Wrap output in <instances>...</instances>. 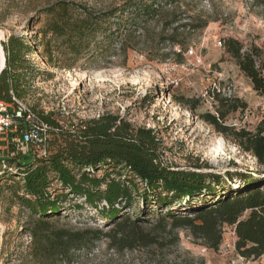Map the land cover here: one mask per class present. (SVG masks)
<instances>
[{
	"label": "trees",
	"instance_id": "16d2710c",
	"mask_svg": "<svg viewBox=\"0 0 264 264\" xmlns=\"http://www.w3.org/2000/svg\"><path fill=\"white\" fill-rule=\"evenodd\" d=\"M167 1L172 0H123L106 12H93L69 1L49 5L43 11L49 23L40 41L33 39L29 45L23 37L10 35L1 44L0 100L10 102L12 91L22 101L38 70L27 59L29 53L37 52L50 67L60 62L70 70L91 48L105 54L123 32L153 21ZM220 43L264 104L261 51L254 46L245 48L232 38ZM61 50L63 59L59 61L53 52ZM217 102L219 111L203 114V122L255 159L258 167H264V115L252 129L226 126L227 114L239 108L244 112L246 106L231 105L229 99ZM221 107L227 110L222 112ZM36 114L49 128L47 156L0 159V198L2 190L6 191L9 206L17 205L29 213L22 230L29 238L28 256L37 264L67 262L74 252L89 250L101 240L118 252H144L150 258L161 255L156 261L161 264L164 251L178 243V231H187L203 248L216 253L225 228L233 229L235 251L240 256L254 260L264 256V176L248 171L220 175L172 169L162 161L161 142L153 129L133 127L116 115L64 127L53 114ZM233 180L239 184L232 186ZM136 183L141 187L138 191ZM70 197L81 200L76 208L86 206L100 215L110 224L108 231L60 226L61 212ZM133 198L142 205L139 217L130 219L124 213L133 205ZM152 209L157 214L165 210L155 223L144 219L145 210ZM179 264L190 263L182 259Z\"/></svg>",
	"mask_w": 264,
	"mask_h": 264
},
{
	"label": "rangeland",
	"instance_id": "374dc122",
	"mask_svg": "<svg viewBox=\"0 0 264 264\" xmlns=\"http://www.w3.org/2000/svg\"><path fill=\"white\" fill-rule=\"evenodd\" d=\"M58 1L73 2L93 12H106L123 2L0 0V45L10 35L23 37L29 45L33 39L40 41L49 23L43 11ZM225 38L235 39L245 48L257 47L264 62V0L167 1L153 21L123 32L105 54L99 48H91L86 58L70 70L60 62L50 67L37 52L29 53L27 59L38 70L32 74L33 83L22 102L35 113L53 114L64 127L110 114L133 127L151 128L161 142L162 161L175 170L220 175L248 171L257 177L264 176V167H258L255 159L242 153L201 118L205 113L219 111L218 99H229L236 107L246 106L244 112L240 108L229 112L224 120L226 126L252 129L264 115L262 99L220 45ZM61 53L63 50L54 51L53 56L62 61ZM238 184L237 180L231 182L232 186ZM135 185L137 191L141 189ZM6 195L2 190L0 264H37L28 256L29 238L22 230L30 215L17 205L9 206ZM80 203L81 200L70 197L59 225L72 230L108 231L110 224L86 206L76 208ZM132 203L124 215L135 219L142 204L136 198ZM157 213L155 209L145 210L144 219L155 223L165 210ZM177 233L178 243L164 251L161 264H179L182 259L190 264H230L234 258L222 255L236 241L231 228L224 229L218 253L205 250L187 231ZM9 247L8 253L2 252ZM160 257L156 254L150 258L144 252H118L108 247L107 240H101L59 264H150V260L157 264ZM260 263L264 264V257L255 264Z\"/></svg>",
	"mask_w": 264,
	"mask_h": 264
},
{
	"label": "built area",
	"instance_id": "2783aa9c",
	"mask_svg": "<svg viewBox=\"0 0 264 264\" xmlns=\"http://www.w3.org/2000/svg\"><path fill=\"white\" fill-rule=\"evenodd\" d=\"M9 94L10 102L0 100V159L16 155H30L35 159L46 157L48 126L39 120L30 106L16 99L12 91ZM60 125L63 126L61 122ZM234 243L235 241L229 251L222 253L223 256L227 254L234 256L230 260V264H255L264 257L256 260L245 259L235 251ZM250 261L252 262L250 263Z\"/></svg>",
	"mask_w": 264,
	"mask_h": 264
},
{
	"label": "bare ground",
	"instance_id": "6f19581e",
	"mask_svg": "<svg viewBox=\"0 0 264 264\" xmlns=\"http://www.w3.org/2000/svg\"><path fill=\"white\" fill-rule=\"evenodd\" d=\"M3 60H4V58H3V50H2L1 45H0V67L1 68H2V65L4 63Z\"/></svg>",
	"mask_w": 264,
	"mask_h": 264
},
{
	"label": "water",
	"instance_id": "95a60500",
	"mask_svg": "<svg viewBox=\"0 0 264 264\" xmlns=\"http://www.w3.org/2000/svg\"><path fill=\"white\" fill-rule=\"evenodd\" d=\"M0 74H1V69H0Z\"/></svg>",
	"mask_w": 264,
	"mask_h": 264
}]
</instances>
